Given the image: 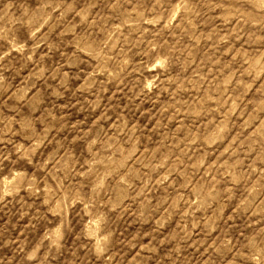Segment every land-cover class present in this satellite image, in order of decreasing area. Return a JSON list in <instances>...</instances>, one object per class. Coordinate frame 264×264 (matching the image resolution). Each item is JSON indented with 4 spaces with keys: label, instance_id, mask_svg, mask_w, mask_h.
<instances>
[{
    "label": "rangeland",
    "instance_id": "rangeland-1",
    "mask_svg": "<svg viewBox=\"0 0 264 264\" xmlns=\"http://www.w3.org/2000/svg\"><path fill=\"white\" fill-rule=\"evenodd\" d=\"M0 264H264V0H0Z\"/></svg>",
    "mask_w": 264,
    "mask_h": 264
}]
</instances>
